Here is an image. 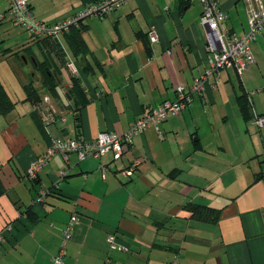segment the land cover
<instances>
[{
  "label": "crops",
  "instance_id": "1",
  "mask_svg": "<svg viewBox=\"0 0 264 264\" xmlns=\"http://www.w3.org/2000/svg\"><path fill=\"white\" fill-rule=\"evenodd\" d=\"M97 1L31 5L37 20L57 25ZM220 1L225 27L248 33L253 0ZM7 8L0 0V12ZM202 11L197 1L127 0L57 39L0 24V62L12 63L21 88L13 96L0 80L13 105L0 113V233L14 225L0 241V264H52L73 214L68 264H264V177L257 180L264 127L252 124L253 115H264V37L251 44L255 64L247 71H222L218 83L210 77L179 116L168 115L160 132L149 127L135 136L121 157H56L35 181L27 178L30 162L56 138L123 135L145 112L176 101L179 87L190 89L210 69ZM30 87L48 102L30 101ZM136 161L142 166L127 179L122 171ZM102 164L110 167L104 177ZM191 204L220 210L219 221L192 220ZM111 235L130 253L111 251Z\"/></svg>",
  "mask_w": 264,
  "mask_h": 264
},
{
  "label": "built area",
  "instance_id": "2",
  "mask_svg": "<svg viewBox=\"0 0 264 264\" xmlns=\"http://www.w3.org/2000/svg\"><path fill=\"white\" fill-rule=\"evenodd\" d=\"M188 3L199 2L203 11L201 15V26L205 31L206 48L210 54V69L195 79L190 89L179 87L177 89L178 98L176 101H167L145 112L131 126L128 132L118 135L114 132H101L94 140L73 139L62 136L53 140L48 150L41 157H37L30 162L27 170V178L35 181L39 172L50 161L56 157H63L66 161L69 155L76 154L79 160L89 158L102 161L108 154L121 157L131 145L135 136L142 135L149 127H155L160 132L159 127L166 120L168 115L179 116L187 106L192 102L193 95L201 94L205 83L210 77H216V83L219 82L220 72L225 70H234L238 75H242L252 65L255 64L254 56L251 52V44L259 37H264V7L256 5L253 0L248 14L249 31L244 35L231 34L223 27L227 20V14L222 8L220 0H185ZM8 8L0 12V23L10 21L14 25L23 28L36 38H54L57 39L60 33L69 31L72 26H78L80 23L90 17H105L110 12L121 8L127 0H101L87 6L81 13L73 19L62 22L57 25H48L37 20L31 9V0H6ZM151 44L159 42V36L156 31L148 33ZM67 67L70 69L73 77L80 76L76 64L68 58ZM47 100V99H46ZM63 121H65L63 119ZM252 124L258 128L264 127V115H253ZM142 166L141 161L134 162L130 167L124 168L122 174L127 179L133 178ZM110 167L101 165L103 177ZM68 172H62L61 178H65ZM48 192L40 193L39 202L45 199ZM78 218L73 214L69 222L65 225L62 232L61 244L55 255L52 264H68L66 258L68 255V246L73 237L74 226ZM14 225L9 224L3 232L0 233V241L5 234L13 230ZM111 251L130 253L129 247L121 244L116 235L108 238ZM172 264H180L175 259Z\"/></svg>",
  "mask_w": 264,
  "mask_h": 264
},
{
  "label": "trees",
  "instance_id": "3",
  "mask_svg": "<svg viewBox=\"0 0 264 264\" xmlns=\"http://www.w3.org/2000/svg\"><path fill=\"white\" fill-rule=\"evenodd\" d=\"M188 3V2H187ZM31 9H32V5H31ZM33 12V9H32ZM34 15V13H33ZM35 17V15H34ZM36 18V17H35ZM37 19V18H36ZM227 21V20H226ZM10 22V21H9ZM3 23V22H2ZM11 23V22H10ZM83 23V22H82ZM80 23V24H82ZM1 24V23H0ZM79 24V25H80ZM76 27V26H72L69 31L64 32L66 34L71 33V30ZM224 28L225 24L223 25ZM21 28V27H20ZM23 29V28H22ZM227 29V28H226ZM228 30V29H227ZM26 31V30H25ZM231 34H235L232 31L228 30ZM27 32V31H26ZM30 34V33H29ZM62 34V33H60ZM59 34V35H60ZM31 35V34H30ZM58 35V36H59ZM238 35V34H237ZM138 36L142 37L144 39L145 42V46H146V50L147 53H150L151 49L149 46V43L147 42L146 38L144 37V35L139 34ZM32 39L35 40H41V39H49V38H36L34 36L31 35ZM54 39V38H53ZM74 62V61H73ZM47 71V75L51 76L49 73V68H46ZM53 90V89H52ZM27 95L29 97V100L32 101L33 103H37L40 102V104H44L45 99L47 98L46 96L43 97V99H41V96L39 95L38 91H35L32 87L27 89ZM46 102H48V99L46 100ZM13 106L12 102L6 92V90L3 88V86L0 83V113H6L8 112ZM264 177V173H262V176L260 175L259 178L257 180H261ZM189 217L194 220V221H199V222H204V223H217L220 219V210L218 209H213V208H209V207H203V206H199V205H193L191 204L188 208H187ZM178 259V258H175ZM173 263V262H172Z\"/></svg>",
  "mask_w": 264,
  "mask_h": 264
},
{
  "label": "rangeland",
  "instance_id": "4",
  "mask_svg": "<svg viewBox=\"0 0 264 264\" xmlns=\"http://www.w3.org/2000/svg\"><path fill=\"white\" fill-rule=\"evenodd\" d=\"M4 23H10V22L7 21V22H4ZM3 38H4V36L0 37V42H1V40ZM0 51H1V48H0ZM0 54H3V52H0ZM11 64H12L11 62L10 63H8V62H0V80L6 86V88L9 90V92L11 94L12 93H15L16 95L17 94H21V88H20V84H19V81H18L19 78L13 76L14 71H13V66ZM13 96H15V95H13ZM259 129H261V128H259Z\"/></svg>",
  "mask_w": 264,
  "mask_h": 264
}]
</instances>
